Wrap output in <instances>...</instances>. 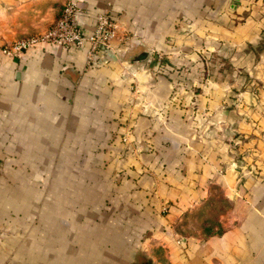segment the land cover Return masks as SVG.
<instances>
[{"label":"crops","instance_id":"obj_1","mask_svg":"<svg viewBox=\"0 0 264 264\" xmlns=\"http://www.w3.org/2000/svg\"><path fill=\"white\" fill-rule=\"evenodd\" d=\"M66 1L0 0V264H264V49L248 79L201 75L259 41L264 0H74L120 51L2 53ZM219 198L221 230L184 233Z\"/></svg>","mask_w":264,"mask_h":264},{"label":"built area","instance_id":"obj_2","mask_svg":"<svg viewBox=\"0 0 264 264\" xmlns=\"http://www.w3.org/2000/svg\"><path fill=\"white\" fill-rule=\"evenodd\" d=\"M78 5L74 0H67L55 22L43 33L16 40L2 48V53L7 56H18L24 49L37 43H53L67 50L81 48L85 44L86 60L91 64L94 57L101 51L118 52L120 47L113 45L114 41L123 43L127 37L120 35L115 17L109 10L100 11L96 16V23L90 33L84 32L78 25ZM161 59V56H158Z\"/></svg>","mask_w":264,"mask_h":264},{"label":"rangeland","instance_id":"obj_3","mask_svg":"<svg viewBox=\"0 0 264 264\" xmlns=\"http://www.w3.org/2000/svg\"><path fill=\"white\" fill-rule=\"evenodd\" d=\"M264 49V34L259 41L255 44H251L242 48L239 51L229 49L216 53L206 54L207 71L202 72L201 75L207 74L208 76L227 74L231 79L238 76L249 78L248 71L252 64H255L259 55L262 54ZM225 70L223 73L222 71ZM235 86H238L237 84ZM260 85L256 86L258 89ZM253 88L254 90H257ZM242 89V87H241ZM230 203L222 201L220 198L216 199L211 205H206L199 208L195 212H188L186 218L182 220L184 233L196 234L202 232L203 234H210L214 231L221 230L220 227H216V219L221 212L226 211L230 207Z\"/></svg>","mask_w":264,"mask_h":264},{"label":"water","instance_id":"obj_4","mask_svg":"<svg viewBox=\"0 0 264 264\" xmlns=\"http://www.w3.org/2000/svg\"><path fill=\"white\" fill-rule=\"evenodd\" d=\"M138 58H139V59L143 58V55H142V56H139Z\"/></svg>","mask_w":264,"mask_h":264}]
</instances>
